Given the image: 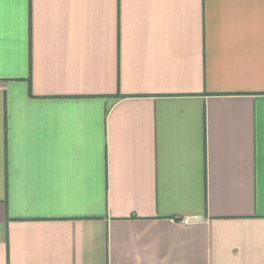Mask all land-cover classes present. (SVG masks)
<instances>
[{"label": "crops", "instance_id": "1", "mask_svg": "<svg viewBox=\"0 0 264 264\" xmlns=\"http://www.w3.org/2000/svg\"><path fill=\"white\" fill-rule=\"evenodd\" d=\"M0 264H264V0H0Z\"/></svg>", "mask_w": 264, "mask_h": 264}]
</instances>
